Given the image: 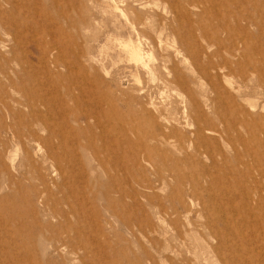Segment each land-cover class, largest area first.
<instances>
[{
    "label": "rangeland",
    "instance_id": "1",
    "mask_svg": "<svg viewBox=\"0 0 264 264\" xmlns=\"http://www.w3.org/2000/svg\"><path fill=\"white\" fill-rule=\"evenodd\" d=\"M263 171L264 0H0V264H242Z\"/></svg>",
    "mask_w": 264,
    "mask_h": 264
},
{
    "label": "bare ground",
    "instance_id": "2",
    "mask_svg": "<svg viewBox=\"0 0 264 264\" xmlns=\"http://www.w3.org/2000/svg\"><path fill=\"white\" fill-rule=\"evenodd\" d=\"M128 50V49H127ZM125 51V50H124ZM129 54H130V56H128V57H130L131 58V60L132 61H134V62H138L139 61V63H140V58H141V55H140V51H139V49L138 48H136V47H133V48H130V51H129ZM127 55V54H126ZM195 58V57H194ZM138 63V64H139ZM214 65V64H213ZM216 67V66H215ZM217 68V67H216ZM227 68V67H226ZM209 69V68H208ZM225 69V68H224ZM202 73H204V72H202ZM218 74V73H217ZM223 74V73H222ZM214 75V74H213ZM220 75V74H219ZM215 76V75H214ZM214 76H213V78H214ZM224 76H226V75H224ZM225 79V78H224ZM217 80V79H216ZM215 82V81H214ZM199 84H201V82L199 83ZM216 84V83H215ZM215 84H214V86H215ZM203 86V85H202ZM215 88H217V86L215 87ZM214 89V88H213ZM212 89V90H213ZM230 89H231V87H230ZM215 90V89H214ZM213 90V91H214ZM204 93V92H203ZM219 93V92H218ZM220 95V94H219ZM216 97V96H215ZM214 103V102H213ZM261 118V117H260ZM20 138V137H19ZM26 139H27V137H26ZM264 172V171H263ZM257 188V187H256ZM255 188V189H256ZM262 191V190H261ZM260 191V192H261ZM263 192V191H262ZM261 194H264V193H261ZM256 195H258V193L256 194ZM260 196V195H259ZM260 199H261V197H259ZM263 198V200H264V196L262 197ZM256 199H258V198H256ZM251 201V200H250ZM261 201V200H260ZM258 203H259V201H257ZM261 203V202H260ZM259 203V204H260ZM255 204V203H254ZM259 204H258V206H259ZM264 205V204H263ZM256 206V208L258 207L257 205H255ZM264 207V206H263ZM258 209V208H257ZM260 209H261V207H260ZM261 210H264V209H261ZM251 215V214H250ZM261 215H263V214H261ZM253 216V215H252ZM255 217V216H254ZM251 218V217H250ZM262 218H263V216H262ZM256 219V218H255ZM254 219V220H255ZM242 220V219H241ZM249 220H251V219H249ZM253 220V219H252ZM251 220V221H252ZM253 220V221H254ZM257 220H259V219H257ZM262 220V219H261ZM264 220V219H263ZM232 222H233V220H232ZM239 222V221H238ZM244 223H245V221H243ZM262 222V221H261ZM260 222V223H261ZM264 222V221H263ZM240 223V222H239ZM233 224V223H232ZM236 224V223H235ZM238 224V223H237ZM263 224V223H262ZM238 225H240V224H238ZM252 225V224H251ZM231 226H233V225H231ZM231 226H229V227H231ZM241 226V225H240ZM244 226H242V228H243ZM235 228H236V226H235ZM234 227L231 229V231H233L232 233H234V236L232 237V240L230 239H228V241H229V243H230V246L231 245H235V246H237V247H241V245H242V243H248L247 244V246H253V245H257V243H259L260 244V242H263L262 244H264V232H262L261 230H259V229H257L256 227L255 228H249L250 230H248V231H246L247 233L246 234H243L241 231H243V230H240V229H242V228H240L238 231H237V229H235ZM238 228V227H237ZM260 228V227H259ZM223 229V228H222ZM224 230V229H223ZM219 237V236H218ZM226 243H228V242H226ZM261 245V244H260ZM257 246H259V245H257ZM260 247V246H259ZM262 247H263V245H262ZM248 248V247H247ZM256 248V247H255ZM254 248V249H255ZM264 248V247H263ZM248 249H250V248H248ZM259 249V248H258ZM256 250V249H255ZM255 250H251V251H253V252H251L250 250H246V251H242V252H245V256H248L249 257V260H246V262L245 261H243L242 262V264L244 263V264H259V260L260 259H264V252H259V253H254V251ZM261 250V249H260ZM235 253V252H234Z\"/></svg>",
    "mask_w": 264,
    "mask_h": 264
}]
</instances>
